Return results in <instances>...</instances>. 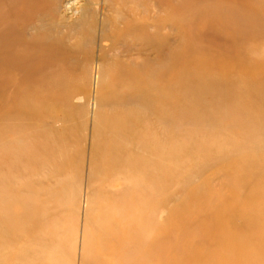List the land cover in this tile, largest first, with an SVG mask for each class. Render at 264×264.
I'll use <instances>...</instances> for the list:
<instances>
[{
	"label": "rangeland",
	"instance_id": "1",
	"mask_svg": "<svg viewBox=\"0 0 264 264\" xmlns=\"http://www.w3.org/2000/svg\"><path fill=\"white\" fill-rule=\"evenodd\" d=\"M62 1L83 13L53 31L71 46L82 34L79 79L0 76V261L33 264L35 239L69 243L77 220L97 238L104 219L135 258L172 226L160 264H264V0ZM61 175L80 192L56 208ZM138 179L149 195L126 198ZM138 202L160 219L126 220Z\"/></svg>",
	"mask_w": 264,
	"mask_h": 264
},
{
	"label": "bare ground",
	"instance_id": "2",
	"mask_svg": "<svg viewBox=\"0 0 264 264\" xmlns=\"http://www.w3.org/2000/svg\"><path fill=\"white\" fill-rule=\"evenodd\" d=\"M72 5V3H64L62 0H0V76H2L4 80H7V82H5L7 88L22 89L28 81L38 76H45V78L49 80L52 79L56 86H59L57 85L58 81L59 83L62 82V84L60 83L61 87H64L72 80L74 82L79 79L78 75H76L77 64H79L76 62V54L79 52V45L83 44L84 41L81 36L82 34L79 32L77 34L75 33V35H77L76 41L78 45L71 46L66 43L64 35L53 32L57 30L58 25H61L63 22L62 20H72L68 22L70 23L68 27H74L80 23L83 18L82 9ZM49 13L57 15L58 18L56 21L49 18ZM21 24H23V26H20ZM23 30L28 34L26 37V39H28L25 41L23 40L25 36H23ZM54 82H51L50 87L54 86ZM45 84L46 82H44V85ZM92 172L94 173L90 174L88 178L90 183L95 179V170ZM51 174L54 175V172ZM112 176V178L121 179L123 177V172L117 171L116 174L114 173ZM73 180L74 179L69 175L58 177L59 186H61V189H59L60 191L57 192L55 190L52 193L49 191L50 194H47L49 195L48 199L56 203V208L64 205L63 203L66 202L69 204L75 202L74 200L78 197L80 191L78 189L79 180H76V178L75 181ZM144 181L138 179L132 186H130V184V187L126 190L127 194H125V197L127 198V196H129L128 198H132V193H137L138 191H143L144 194L148 196L149 190L146 188V182L144 183ZM49 190H54V188H50ZM8 208L11 212L14 211L13 206ZM45 211L48 213L53 212L50 210ZM124 212H126V220L129 222H141L143 228L147 227L149 223L148 218L154 217L156 220L160 219L159 215L156 217L157 212L155 210L147 209L142 202H138V204L134 206L133 204H127ZM139 214H141L140 216H142V218H137ZM25 217L26 216H24V218ZM1 220L4 222L5 218H1ZM77 221L82 224V227L77 229L76 236L70 240L69 243L64 242L62 236L57 240H53L55 239L51 237L53 234L51 236L43 234L44 236L41 235L43 237L42 239H35V242H33L31 246V250L35 252L36 255V261L33 264H151V261L153 262L154 259H157V264H160L163 259L161 258L163 257L162 253H165V249H167L164 242L173 236L172 231L174 229L172 226L168 227L167 235H165L161 241L155 242V244L147 250H145L143 246V250L145 251H139L142 252V257L135 258L134 254L138 252H136V250L134 251V248L132 249L131 246L125 244L124 241L112 234L113 230H118V225H114L104 219L96 221L95 224L97 223L96 226H98L99 233L97 238L94 237L92 239L90 234V229L92 228L91 223L89 221ZM174 226L176 227V225ZM56 228L57 227H55V229ZM59 228L61 229L60 226ZM81 229L83 234H80ZM30 231L32 232V230ZM37 232H40L39 228ZM28 234L29 232L25 228H22L19 229L18 234L15 233V235L12 236L15 238L19 236V241L17 242H19L18 245L21 247L23 246V242L26 241ZM146 234L147 236L149 235L148 230L144 231L143 236L145 237ZM66 243L69 245H66ZM8 248L11 250L8 242L7 244H0L1 252H6L9 250ZM0 264H4V261L1 260Z\"/></svg>",
	"mask_w": 264,
	"mask_h": 264
}]
</instances>
